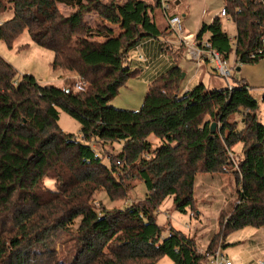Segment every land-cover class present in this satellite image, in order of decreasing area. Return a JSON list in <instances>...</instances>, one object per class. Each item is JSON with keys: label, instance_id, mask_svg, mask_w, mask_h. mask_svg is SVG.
I'll list each match as a JSON object with an SVG mask.
<instances>
[{"label": "trees", "instance_id": "1", "mask_svg": "<svg viewBox=\"0 0 264 264\" xmlns=\"http://www.w3.org/2000/svg\"><path fill=\"white\" fill-rule=\"evenodd\" d=\"M58 4L81 9L64 16ZM223 4L235 37L215 17L201 24L195 40L208 34L210 48L223 59L234 54L235 69L264 59V0ZM156 8L158 0L119 6L101 0H0V16L11 13L0 23V40L9 49L27 32L33 44L53 52V72L76 74L86 83L80 92L38 83L31 75L16 81V70L0 56V264H158L164 256L172 264H204L192 238L172 228L163 235L165 228L156 222L166 199L179 213L194 209L195 179L202 173L232 170L235 177L237 203L220 224L223 237L264 226V125L247 84L207 89L199 83L180 93L182 70L172 67L150 82L139 111L110 105L137 75L126 65L128 53L142 40L165 36ZM116 9L125 33H105L100 43L73 42L80 31L87 33L82 12L117 22ZM60 111L79 123L80 139L60 129ZM150 136L158 140L156 148ZM95 143L121 148L105 164ZM238 143L241 155L234 160ZM136 182L146 188L140 203L117 209L93 204L98 192L110 202L125 199ZM55 231L70 234L69 260L50 246Z\"/></svg>", "mask_w": 264, "mask_h": 264}, {"label": "rangeland", "instance_id": "2", "mask_svg": "<svg viewBox=\"0 0 264 264\" xmlns=\"http://www.w3.org/2000/svg\"><path fill=\"white\" fill-rule=\"evenodd\" d=\"M124 1L101 0L103 4L113 3L117 6ZM154 2L155 0H152L151 4ZM223 6V0H180L178 14L183 12L182 9L187 12L182 24L184 34L195 36L201 22L209 23L213 17L219 16ZM80 9L81 7L72 6L67 8L60 5L59 11L64 16L72 17L80 12ZM116 13L118 17L121 16L118 9H116ZM10 17V12L5 13L0 16V22ZM81 17L85 25L84 30H87V33L80 31L76 34L73 38L75 44L77 41H85L89 44L99 42L103 40L100 36L105 33L116 35L122 32V30L118 29V25L110 24L120 23L122 20L120 17L117 22H111L96 11L82 12ZM155 19L160 28L164 27V34L168 38L165 39L170 41V43L164 44L167 46L166 49H170L169 51L173 53L174 59L176 58L175 61L178 62L177 64L181 67L183 74H185V78L180 85V93L190 91L199 83H202L207 89H211L214 87L228 88L236 83L244 82L249 87L250 95L257 101L258 121L264 125V59L253 64L238 65L237 67L240 70L236 71L235 57L234 54H231L227 63L231 69L234 67V70L231 71V78L225 81V79L215 74L212 62H208L205 69H198L197 63L189 58L185 43L179 40L178 35L174 34L168 27L167 20H163V16L158 10H156ZM220 22L222 30L229 38L233 39L236 32L233 23L227 17L220 18ZM111 27L112 30L110 29ZM25 45L28 47L22 48ZM133 53L132 56L136 58L137 53ZM0 56L16 70V81H19L23 75H31L38 83L51 84L62 89L73 87L77 81L76 74L64 71L53 72L50 66L53 52L33 44L27 32H23L14 41L11 49L0 40ZM126 65L131 70H134L131 68L129 60H127ZM147 88V82L137 73L119 89L118 94L112 99L110 105L117 109L139 111ZM239 119L240 117L235 115V120L239 122ZM58 126L63 132L73 134L78 139L81 138L79 123L62 111L59 113ZM148 140L152 148H156L159 145L158 140L154 136H150ZM93 147L95 152L104 158V163L107 164L105 160L107 156H116L121 145L117 143L113 145L95 143ZM233 155L234 160L241 155L240 143L233 148ZM231 171H226L221 175L198 174L194 184V209L192 211L187 210L185 214L179 213L174 210L172 200L166 199L157 210L156 222L159 226L165 228L163 235L167 234L169 229L172 228L192 238L197 252L205 258L204 264H211L209 262L211 260L215 262L219 255L222 254L232 264H257V262H263L264 264V226L259 229L246 227L227 235L226 238L221 233L220 224L224 223L229 212L237 203V187L235 177L231 174ZM45 185L48 188L53 187V183L49 180L45 182ZM145 193L144 184L136 182L135 188L128 192L125 199L110 202L104 192H98L94 197L93 204L97 208H124L131 203H140L144 199ZM49 243L59 254H67L68 260L72 257V242L69 233L55 231L51 235ZM208 248L211 249L208 250ZM158 264H172V262L168 257L164 256L160 258Z\"/></svg>", "mask_w": 264, "mask_h": 264}, {"label": "crops", "instance_id": "3", "mask_svg": "<svg viewBox=\"0 0 264 264\" xmlns=\"http://www.w3.org/2000/svg\"><path fill=\"white\" fill-rule=\"evenodd\" d=\"M144 1L146 3H150V4L152 3V0H144ZM179 4H180V0H170V5H171L170 13L173 15H180L181 17H183L182 19H185L186 13H187L185 11V9H182L183 12L181 14H178V5ZM60 5L67 7V8L72 7V6H66L64 4H58L57 5L58 9H60ZM156 10H158L161 13V15L163 16V20L166 21V17L163 14V12L160 10V8L155 9L154 14H156ZM119 17L122 19L120 21V23H118V22L117 23H110L109 22V23L112 25H116V26L118 25V29L120 31L122 30V32L125 33L126 27L124 24V20H123L122 16H119ZM216 17L226 18L227 16L223 17L219 13V16H216ZM214 18L215 17H213L209 21V23H211ZM0 23H2V21ZM202 23H205V21H202L201 24ZM209 23H206V24H209ZM201 24H200V26H201ZM200 26L197 29V31L200 29ZM158 27H159V25H158ZM110 29L112 30V27ZM159 30L163 31L164 27L163 28L159 27ZM122 32H120L119 34H116V35L112 33V34H110V36L111 37H118ZM235 34H236V32H235ZM205 35H203V39L207 40L208 34H207V36H205ZM234 37H235V35L233 36V38ZM100 38H103V40L99 41V43L103 42L105 40V38L102 35L100 36ZM165 38H167V36H165V37L161 36L158 39L142 40L135 48H133L128 53V60H129V63L131 65V68L135 69L137 71V73L140 74L141 78H143V80H145L147 82L148 86L152 80H154L155 78L164 74L166 71H168L172 67H179L181 69V67L177 64L178 62L175 61L176 58L174 59L173 53H171L169 51L170 49H168V50L166 49L167 46H165L164 44L170 43V41L167 40L168 38L167 39H165ZM132 52H134L135 54L137 53L136 58H135V56H132ZM208 62L209 61L206 60L203 64L200 65V67H198V69H205ZM182 74H183V72H182ZM183 75H182V79L185 78V74H183Z\"/></svg>", "mask_w": 264, "mask_h": 264}, {"label": "built area", "instance_id": "4", "mask_svg": "<svg viewBox=\"0 0 264 264\" xmlns=\"http://www.w3.org/2000/svg\"><path fill=\"white\" fill-rule=\"evenodd\" d=\"M159 8L166 17L168 27L173 31L174 34L178 35L179 40L183 41L187 47L189 58L197 63L200 67L206 60L213 63L214 72L217 76L228 81L231 78V69L227 63V60L223 59L221 55L210 48L209 43L206 39H201L199 42L195 40L194 36L185 35L182 27L183 19L179 15H173L170 13V0H158ZM221 16H226L225 10L220 11ZM194 39V40H192ZM190 43V44H189ZM86 87V83L80 77L77 76V81L73 85L76 91H83ZM119 164V162H117ZM211 264H232L225 255H219L215 260L209 261ZM257 264H263V262H257Z\"/></svg>", "mask_w": 264, "mask_h": 264}, {"label": "water", "instance_id": "5", "mask_svg": "<svg viewBox=\"0 0 264 264\" xmlns=\"http://www.w3.org/2000/svg\"><path fill=\"white\" fill-rule=\"evenodd\" d=\"M239 70H240V68H237V69H236V71H239ZM183 76H184V75H183ZM215 126H216L215 123H212V124H211V132L214 131Z\"/></svg>", "mask_w": 264, "mask_h": 264}]
</instances>
